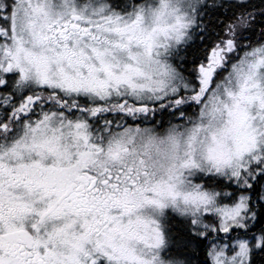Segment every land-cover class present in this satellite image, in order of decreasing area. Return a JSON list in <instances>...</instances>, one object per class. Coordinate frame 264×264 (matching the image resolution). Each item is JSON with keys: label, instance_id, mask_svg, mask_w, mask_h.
Returning <instances> with one entry per match:
<instances>
[{"label": "snow or ice", "instance_id": "1", "mask_svg": "<svg viewBox=\"0 0 264 264\" xmlns=\"http://www.w3.org/2000/svg\"><path fill=\"white\" fill-rule=\"evenodd\" d=\"M0 264H264V0H0Z\"/></svg>", "mask_w": 264, "mask_h": 264}]
</instances>
